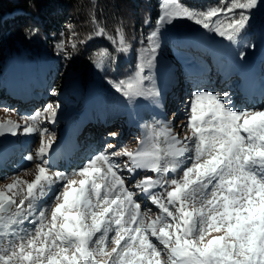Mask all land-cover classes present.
<instances>
[{"label": "snow or ice", "instance_id": "6c2138e0", "mask_svg": "<svg viewBox=\"0 0 264 264\" xmlns=\"http://www.w3.org/2000/svg\"><path fill=\"white\" fill-rule=\"evenodd\" d=\"M260 7L264 0H228L206 9L161 0L154 27L140 41L133 72L108 83L129 106L158 104L153 72L161 40L185 20L227 41L233 59L245 61L246 50L255 47L245 41ZM95 35L111 41L117 53L130 52L122 29L118 39L103 27ZM55 47L66 60L78 51L75 42L69 51L64 40ZM115 62L105 51L94 66L108 71ZM49 95L58 97L59 89L53 86ZM60 108L58 100L48 102L21 117L22 123L0 122V136L39 135L38 150L25 157L39 161L34 179L16 175L0 186V237H9L0 246V264H264V110H237L230 93L197 90L186 106L190 135L183 140L172 134L171 121H153L137 150L107 144L66 174L51 171L56 136L40 127L45 121L55 124ZM115 157L127 158L123 168ZM141 170L155 178L136 180ZM178 172L179 178L169 175ZM57 183L54 204L38 209L37 201ZM25 186L26 195L17 200ZM137 190L159 214L142 210Z\"/></svg>", "mask_w": 264, "mask_h": 264}, {"label": "rangeland", "instance_id": "374dc122", "mask_svg": "<svg viewBox=\"0 0 264 264\" xmlns=\"http://www.w3.org/2000/svg\"><path fill=\"white\" fill-rule=\"evenodd\" d=\"M253 28L255 33V28L259 29L257 34L260 41L257 42L254 39L256 35L248 32L246 43L252 39L257 43H251L255 47L247 49V59L240 61L233 59L234 53L227 41L207 34L192 22L179 21L170 27L162 37L159 63L153 72L156 87L161 93L158 104L140 101L134 106L127 105L108 83L109 80L121 78L111 73L113 63L108 71L98 70L94 66V86L88 90L87 98L82 103L78 99L77 81L66 78L64 69L54 75L50 61H30L24 53H20L18 59L11 60L7 68L8 77L0 75V81L6 78L0 85V122L13 120L22 123L21 117L30 116L46 103L58 100L61 108L56 123L45 121L40 127H47L56 136L51 153V171L70 174L95 153L103 151L107 144L115 145L116 149L127 147L131 151L137 150L141 147L138 139H146V125L153 121H171L172 134L183 140L186 135H190V130L185 126L186 106L197 90L213 93L226 91L230 93L232 106L237 110H264V7L254 10L248 31ZM183 29L186 34H182ZM180 32L181 35H178ZM108 58H111L110 53ZM105 63L108 65L107 59ZM170 73L174 76L171 77ZM32 79L36 83H44L45 79L46 88L38 92L35 87L39 84L34 87L35 84L30 83ZM26 81L28 85L23 93L20 86ZM53 86L59 89L58 97L49 95ZM29 90L30 95H27L32 97L27 99L24 94ZM14 94L17 95L11 98ZM5 108L10 111H5ZM112 132L117 133L115 138L109 136ZM38 148V134L0 136V186L11 183L16 175L29 182L34 179L36 163L39 161H27L25 157L34 154ZM114 160L123 168L127 158L115 157ZM124 175L129 176L126 171ZM146 175L155 178V174L141 170L135 179H142ZM169 175L179 178L182 172ZM129 182L133 183L134 180L130 179ZM57 190H60L59 183L53 186L52 192L46 190V194L37 201V208L53 205V195ZM24 195L26 186L16 199ZM138 199L142 210L150 209L149 214L153 217L159 214V210L139 192ZM23 227L31 229L33 225L25 224ZM8 239L0 237V246L7 244ZM153 242L158 244L154 238ZM158 247L162 248L159 244Z\"/></svg>", "mask_w": 264, "mask_h": 264}, {"label": "trees", "instance_id": "16d2710c", "mask_svg": "<svg viewBox=\"0 0 264 264\" xmlns=\"http://www.w3.org/2000/svg\"><path fill=\"white\" fill-rule=\"evenodd\" d=\"M183 2L194 9H206L224 6L228 0ZM160 3L161 0H0V75L14 53H24L30 61L44 57L50 61L54 75L64 69L66 78L78 81V98L84 101L94 85V61L105 51L116 60L111 73L126 78L133 72L142 47L140 41L154 27ZM146 19H150L149 25L144 23ZM101 27L117 39L122 29L130 52L117 53L111 41L97 37L95 33ZM29 29H36V34L30 35ZM182 34H186L184 29ZM60 40L66 42L69 51L76 43L78 51L71 59L58 54L55 45ZM5 81L2 79L0 85Z\"/></svg>", "mask_w": 264, "mask_h": 264}]
</instances>
